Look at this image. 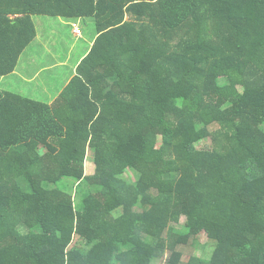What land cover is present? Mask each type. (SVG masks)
<instances>
[{"label": "trees", "instance_id": "16d2710c", "mask_svg": "<svg viewBox=\"0 0 264 264\" xmlns=\"http://www.w3.org/2000/svg\"><path fill=\"white\" fill-rule=\"evenodd\" d=\"M39 15L97 37L52 103L0 89V264H264V0H0V76Z\"/></svg>", "mask_w": 264, "mask_h": 264}, {"label": "rangeland", "instance_id": "374dc122", "mask_svg": "<svg viewBox=\"0 0 264 264\" xmlns=\"http://www.w3.org/2000/svg\"><path fill=\"white\" fill-rule=\"evenodd\" d=\"M41 16V15H40ZM49 18H38L35 17L37 25H38V29H39V33L41 38L39 39V41H37L32 48L29 51H26L27 53H25V55L23 56L22 61L24 62L26 59L29 58H35L36 60H38L39 62H43L44 64H48L51 65L52 64V59L54 57H52L53 55H50L48 53H41L39 50L41 48H49V49H58V56H64L66 54V52L69 50L68 46L71 45V42L74 43V46H80L83 41H79L76 40L77 42L74 41L73 37H71V35L69 36V40L67 38H65V32L64 30H68L69 27H65L61 24V21L59 20V18L53 17V16H48ZM86 22H83V24H81V27L79 26V24H77V27H79L81 33L84 34L85 38H90L93 39L96 35V28L94 25V21L92 18H87ZM67 21H71V20H67ZM42 22H44L43 26H41ZM76 39V37H74ZM41 40H46V44L42 45ZM77 49H80L79 47H76ZM77 55H79V52H75L72 54L71 60L74 58H77ZM66 70L63 71V67H60V69L56 68L53 69L52 71H48L46 72L47 77L51 76V81H56V83H50L48 85L49 88V92L52 95L58 94V89L60 90L61 86L63 85V82H61V77L62 74L65 72ZM55 78V79H54ZM221 82H225V81H221ZM42 91H44L42 89ZM56 96V95H55ZM36 98L42 99V100H48V97H44V95H37ZM160 145V144H158ZM209 146V141H204L201 142L197 145L198 148L200 149H205ZM86 167V175H92L95 173V166H94V161H93V157L92 154L89 155L88 160L86 161L85 164ZM123 177L127 180V181H134L136 178V173L133 171H126L125 174L123 175ZM73 183V180L71 179H64L61 182H59L56 186L60 189H63L67 192L71 191L70 185ZM86 189L81 190V197L83 198L85 195V193L87 192V187L83 186ZM74 203L75 204H79V196H75L74 197ZM187 222L186 218H183L182 220V224L180 225V227L185 226ZM199 241L194 244L193 246H183L181 247V249L185 252L186 254V258L191 255H199V256H203V257H209L213 248H214V242L211 241V239L208 238V236L203 233L201 235L198 236ZM83 239L81 237H77L75 236L73 238V242L72 245H79V246H84L85 247V243H83L82 241ZM160 261V260H159ZM155 262V264H158V262ZM164 262V261H163ZM163 262L160 261V263L162 264Z\"/></svg>", "mask_w": 264, "mask_h": 264}, {"label": "crops", "instance_id": "0c3cea01", "mask_svg": "<svg viewBox=\"0 0 264 264\" xmlns=\"http://www.w3.org/2000/svg\"><path fill=\"white\" fill-rule=\"evenodd\" d=\"M35 17L46 18V19L49 18L48 16L45 15H41V16L39 15ZM35 17L34 20L37 30V37L32 42V44L24 51V53L20 56L15 71L6 76H0V89L20 93L26 97L37 100H42L36 98L37 95H44V97H48V100H42V101L52 103L58 97L60 91L65 87V85L73 78V76L76 75L77 65H79L80 62L90 52V49L94 44L97 34L93 39L85 38L83 33H80V35L75 34V28L79 29V27H77V24H79V26L81 27V24H83V22H86L87 18H80L76 20L69 19L71 21H67L68 20L67 18L60 16L58 17L53 16L59 18L63 26L69 27L68 30H64L65 38L69 40V36L71 35V37H73L75 42H77L76 40L83 41V43L80 46H76L79 47L80 49H77L74 46V43L71 42V45L68 46L69 50L66 52V54L64 56H58L57 54L59 50L56 48L54 49L41 48L39 50L41 53L43 54L48 53L50 55H53L52 57L54 58L52 59L51 65L44 64L43 62H39L35 58H29L23 62L22 59L25 53H27L26 51H29L32 48V46L41 38ZM43 24L44 22H42L41 26H43ZM74 37H76V39ZM46 42H47L46 40H41L42 45H45ZM75 52H79V55H77L76 59L73 58L71 60L70 56H72V54ZM60 67H63V71L64 70L66 71L62 74L61 77V82H63V85L61 86L60 90L58 89L59 92L58 94H55L56 95L55 96L49 92L48 85L50 83H56V81L50 82L52 75L47 77L46 72L52 71L53 69L56 68L60 69ZM42 89L44 91H42Z\"/></svg>", "mask_w": 264, "mask_h": 264}, {"label": "built area", "instance_id": "2783aa9c", "mask_svg": "<svg viewBox=\"0 0 264 264\" xmlns=\"http://www.w3.org/2000/svg\"><path fill=\"white\" fill-rule=\"evenodd\" d=\"M80 30L75 28V34L80 35Z\"/></svg>", "mask_w": 264, "mask_h": 264}]
</instances>
